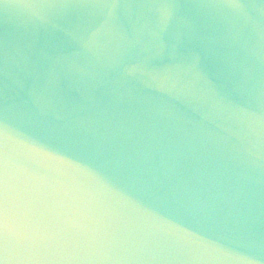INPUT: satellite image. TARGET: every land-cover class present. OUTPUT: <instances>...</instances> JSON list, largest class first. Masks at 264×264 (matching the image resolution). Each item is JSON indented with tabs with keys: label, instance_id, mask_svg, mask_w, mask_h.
I'll use <instances>...</instances> for the list:
<instances>
[{
	"label": "clouds",
	"instance_id": "clouds-1",
	"mask_svg": "<svg viewBox=\"0 0 264 264\" xmlns=\"http://www.w3.org/2000/svg\"><path fill=\"white\" fill-rule=\"evenodd\" d=\"M0 264H264V0H0Z\"/></svg>",
	"mask_w": 264,
	"mask_h": 264
}]
</instances>
